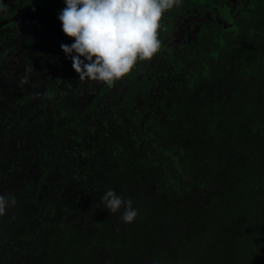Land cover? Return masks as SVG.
Here are the masks:
<instances>
[{
  "label": "trees",
  "instance_id": "16d2710c",
  "mask_svg": "<svg viewBox=\"0 0 264 264\" xmlns=\"http://www.w3.org/2000/svg\"><path fill=\"white\" fill-rule=\"evenodd\" d=\"M62 2L0 0V22L28 10L0 28V195L16 200L0 264H264V0L240 17L181 0L165 54L111 85L61 50L62 8L40 6ZM188 10L200 21L171 45ZM217 11L228 29L204 19ZM109 189L132 223L105 209Z\"/></svg>",
  "mask_w": 264,
  "mask_h": 264
},
{
  "label": "clouds",
  "instance_id": "9594fccd",
  "mask_svg": "<svg viewBox=\"0 0 264 264\" xmlns=\"http://www.w3.org/2000/svg\"><path fill=\"white\" fill-rule=\"evenodd\" d=\"M57 19L61 31L72 38L61 44L70 58L79 80L111 85L129 74L138 61L150 60L161 48L159 30L165 13L178 7L181 0H63ZM109 213L123 208L121 219L132 223L138 212L126 199L112 189L101 197ZM14 197L0 195V216Z\"/></svg>",
  "mask_w": 264,
  "mask_h": 264
},
{
  "label": "flooded vegetation",
  "instance_id": "af4514ba",
  "mask_svg": "<svg viewBox=\"0 0 264 264\" xmlns=\"http://www.w3.org/2000/svg\"><path fill=\"white\" fill-rule=\"evenodd\" d=\"M229 4H232V6L234 7V9H236V11H235L236 16H239L240 17L241 16L240 15L241 13L248 14V11H249V6H248L249 5V0H228L227 5H229ZM46 7H50L49 9H52V8L53 9H58V8H64L65 7V4L62 2L60 4L40 6V8H44V9H47ZM188 11L189 12H192L194 14H197V15L192 16V17H189V18H186L185 21L188 22V23H186L185 21H183V22L177 21L176 24H175V28L177 27V29H175L174 26H172V31H173L174 34H173V36L171 38L172 39L174 38V39L173 40H170L171 38H169L170 41L166 40V41L170 42L171 45H175L177 42L178 43H184L186 41L185 38H184V34L186 33V35H188L190 37L193 34L192 32L194 31L191 28V26L192 27L193 26L194 27H197V25H196L195 22L200 21V18H198V15H200L199 13H197L195 10H188ZM27 12H28V10L22 11L19 14H22L23 13V15H24ZM19 14L15 15V16H18ZM15 16H13V17H15ZM13 17L8 18V19H6L4 21H1L0 24H2V25H0V28L3 27L4 25L10 23L11 21L8 22V23H4V22L12 19ZM218 17H220L219 20H218ZM204 19H210L211 21H213L214 19H216V21H218L219 24H221L222 28H224L226 30L232 24L231 23V20L233 18L231 17L228 20L227 17L224 18L223 16H219L218 11H217V13L214 15V17L211 16V15H209V13H208ZM190 22H193V24L190 25ZM188 39H190V38H188ZM166 41H165V46L168 45L166 43ZM160 52L163 53V54H165V50H160Z\"/></svg>",
  "mask_w": 264,
  "mask_h": 264
},
{
  "label": "water",
  "instance_id": "95a60500",
  "mask_svg": "<svg viewBox=\"0 0 264 264\" xmlns=\"http://www.w3.org/2000/svg\"><path fill=\"white\" fill-rule=\"evenodd\" d=\"M46 8L49 9L50 7H46ZM21 15H23V13L22 14H19L18 16L13 17L12 19H10L8 21H5L4 23H8L10 21H16ZM0 25H2V24H0Z\"/></svg>",
  "mask_w": 264,
  "mask_h": 264
}]
</instances>
